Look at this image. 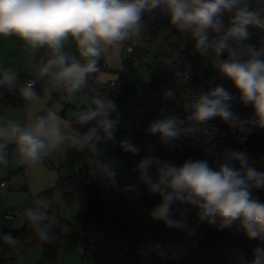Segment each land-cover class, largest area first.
<instances>
[{
  "label": "clouds",
  "instance_id": "1",
  "mask_svg": "<svg viewBox=\"0 0 264 264\" xmlns=\"http://www.w3.org/2000/svg\"><path fill=\"white\" fill-rule=\"evenodd\" d=\"M156 9L186 40L194 42L195 50L211 61L220 77L231 81L239 101L250 105L253 115L242 118L235 113L232 102L237 97L223 85H215L184 98L185 118L162 112L147 131L158 134L160 142L168 146L196 134L189 121L206 125L219 118L234 134L240 133L241 144L255 129H264V36L257 43L250 42L251 29L264 33V0H0V37L14 35L29 49L46 48L49 52L47 59L36 65L37 79L45 83L43 95L37 92L34 81L18 85L12 69L0 71V88L17 87L30 113L25 122L0 115V165L9 164L10 145L20 162L29 166H36L64 146L81 152L87 149L99 157V143L115 140L120 115L115 101L94 95L90 106L76 114L79 124L92 125L79 133L65 131L59 106L47 107V100L53 92L65 99L80 93L90 74L99 71L100 59L118 53L126 42L138 40L144 14ZM70 38L76 44V55L65 50ZM164 97L174 100L175 93L165 90ZM119 143L123 151L140 154L141 149L130 138ZM152 151L149 147L137 164L148 192L160 198L150 217L191 235L188 213L195 210L199 222L217 230L235 228L257 242L251 259L240 253L238 264H264V202L253 194L254 190H264V171L257 167L264 166V156L252 157L247 149L229 146L217 154L215 167L207 159L191 158L177 166L171 159L152 155ZM100 166L115 177L114 171ZM51 206V199L36 198L24 211L37 238L46 243L53 240L55 226ZM0 240L10 248L23 247L10 232L0 233Z\"/></svg>",
  "mask_w": 264,
  "mask_h": 264
},
{
  "label": "rangeland",
  "instance_id": "2",
  "mask_svg": "<svg viewBox=\"0 0 264 264\" xmlns=\"http://www.w3.org/2000/svg\"><path fill=\"white\" fill-rule=\"evenodd\" d=\"M225 22H227V17ZM147 28V21L143 18L141 35L138 40L134 39L124 44L123 58H129L130 55H133L140 45ZM251 31L254 34L256 30L251 29ZM178 43L180 44V49L188 47L190 55H200L195 50L194 42L191 39L186 40L182 34L178 35V33L168 28L163 35L155 38L151 47L142 57L135 56L131 63L124 67L129 78L133 81H141L147 84L168 70L167 76L170 83L168 86H174L176 72L170 73V71H173L172 63L178 57L179 52L172 49V45L176 46ZM65 50L70 54H77L76 44L71 38L66 42ZM35 51L36 49H29L24 41L14 35L0 37L1 70L10 68L17 77L18 74L23 73L25 70L27 75H31ZM203 64L202 72L217 73L211 61L205 56L203 57ZM95 75L96 73L90 74L89 80L93 79ZM85 90L86 87L71 99H65L61 93L54 98L51 95L47 100L46 106H59L60 109H65L67 117L76 119L78 110L91 104L92 97ZM40 94L43 95L44 90ZM66 130L73 131L71 126L69 129L66 128ZM52 154L51 157L54 162H52L53 164L48 162V168L54 172L57 176L56 178L59 176H71L73 172L82 166L88 165L90 173L100 180L102 192L108 197L114 207H120L131 232L138 236L139 242L150 244L157 239L158 233L154 228V220L150 217L147 208L143 204V194L144 190H147V186L140 180L137 170L138 161L143 156L130 155L126 159L118 156L107 162L101 154L96 157L87 149L81 152L67 146L55 150ZM168 159L170 158L165 160ZM171 160L175 163L173 159ZM101 164L107 166L108 171H114L115 177L108 176L107 171L101 168ZM257 167L264 168V166L260 165H257ZM48 168L47 170H49ZM56 178L55 180L53 178V180L47 179L45 181L46 184H44L47 186L43 189L51 188L55 184ZM113 179L115 183H113ZM39 193L38 191L35 193V199L39 198L38 196H43ZM62 193V190L55 189L53 196H43V198L46 197L45 199H51L52 206L50 211L55 218V222L60 223L64 235L59 245L56 264H150L144 259L141 251L127 255L124 253L125 248L112 254L99 251L98 242L105 237V232L100 230L94 223H90L86 227L78 223L77 214L81 211V208L77 198L66 200ZM253 194L257 195V190H254ZM56 197H59V199H56ZM14 208L20 209L21 214L12 219L5 217L3 214L0 217V220H2L0 229L8 227V225L11 228H18L22 225V212L25 209ZM157 222L161 223L160 221ZM159 227L164 233L165 228L161 224ZM191 227L193 229V224H191ZM166 228L176 238H179L180 234L185 233ZM78 242L91 248V251L84 256L79 254L74 248V245ZM7 256L14 259L15 264H47L45 249L41 244L31 245L24 252L14 249Z\"/></svg>",
  "mask_w": 264,
  "mask_h": 264
},
{
  "label": "built area",
  "instance_id": "3",
  "mask_svg": "<svg viewBox=\"0 0 264 264\" xmlns=\"http://www.w3.org/2000/svg\"><path fill=\"white\" fill-rule=\"evenodd\" d=\"M160 13L165 15L161 10ZM264 36L257 30L252 35L250 42L257 43ZM203 57L196 55L191 58H179L176 62L174 77V86H164L162 88L151 90L147 84L141 81H133L129 78L124 67L130 63V57L124 58L123 68L117 71L112 78L104 81H91L86 86V92L93 97L94 95H104L115 101L119 112V124L116 127L115 140L101 141L98 147L101 149V156L105 160L117 156L122 158L133 155L123 151L120 147V141L125 137L137 145L141 151L139 156H144L149 147L153 149L152 155L170 158L175 161L177 166L181 165L186 159L200 160L207 159L209 164L215 167V159L218 153L223 152L226 147L235 149H247L252 157L264 156V129H255L243 144L238 142L240 133H235L219 118L208 121L206 125L195 124L189 121V124L196 127L194 136L181 138L172 145L165 146L160 142L158 134H151L147 131L149 124L161 118V114H177L185 118L188 113L184 108V98L194 97L198 91L203 89L207 91L215 85H223L228 91L237 97L232 102V110L242 118H248L253 115L250 105L242 104L239 99V93L232 86L230 80L222 78L218 73L202 72ZM24 83L29 80L25 72L21 73ZM33 81V80H32ZM171 89L175 93V99H166L165 90ZM12 104L10 97H0V107H6ZM115 115V114H114ZM89 124L81 125L77 121L71 127L79 133H84L91 127ZM71 132V131H70ZM78 176V172L74 173ZM85 184L89 182L88 176L79 177ZM1 185L4 182H0ZM24 211L22 212V214ZM21 214L20 209L8 207L4 210V216L15 218ZM158 237L162 236L161 230L157 228ZM113 234L98 244V250L104 253H116L123 248H129L130 243L127 238H120ZM74 248L79 254L85 255L91 251V248L78 242ZM145 251V247H141ZM146 257V256H145ZM144 259L146 260V258ZM15 260L0 254V264H15Z\"/></svg>",
  "mask_w": 264,
  "mask_h": 264
},
{
  "label": "trees",
  "instance_id": "4",
  "mask_svg": "<svg viewBox=\"0 0 264 264\" xmlns=\"http://www.w3.org/2000/svg\"><path fill=\"white\" fill-rule=\"evenodd\" d=\"M143 18L148 23V29L140 45L133 55L130 56V63L135 56L142 57L151 47L155 38L163 35L168 26L166 15H162L160 9H156L149 14L145 13ZM176 33L178 35L180 34L178 31ZM179 46V43L176 46L172 45V49L177 50L179 54L172 63L173 71H170V73L175 72L177 59H188L196 56L189 54L188 47L186 49H180ZM48 55L49 52L46 48H40L34 59L33 73L31 76H28L35 82V88L38 93H42L45 88V83L43 80L37 79L36 65L42 60L47 59ZM98 67L100 71L102 69L101 63H99ZM167 72L168 70L147 83L148 88L156 90L161 88V86L169 85ZM24 79L20 75L17 84L22 85ZM91 81L93 79L88 80V83ZM59 94V92H53L52 98ZM4 96L10 97L12 104L19 106L25 104V101L18 94L17 87H13L10 90L7 87L0 88V97ZM75 121L76 119H71L72 125L75 124ZM128 157L126 156L124 158L126 159ZM110 160L106 161L109 162ZM258 170L264 171V168H258ZM75 172H78L77 177L74 176ZM75 172L71 176H59L51 188L43 190L39 194L51 197L55 189H60L63 191L62 195L66 200H71L76 197L81 208V211L77 214L78 223L84 227L90 223H94L100 230L105 232V238L100 240L98 244L113 234L120 238H127L130 246L129 248H123L125 255L141 251L143 257L146 256V261L150 264H232L226 255V251L230 247H238L247 258L251 259V250L257 243L256 241L248 240L242 231L235 228L217 230L213 225L199 222L196 219L195 210H191L188 213L193 224V234L182 233L179 238H176L167 231L166 226L161 222V226L165 228L164 233L161 231V237H157L150 244L139 242L138 236L131 232L120 207H114L108 197L102 192L100 180L90 173L89 166L84 165ZM82 175L89 177L87 184L79 178ZM257 192L258 194L255 196H258L264 202V190H257ZM159 199L158 195L144 190L143 204L148 212L159 203ZM50 214L52 215L51 211ZM160 224L154 220V228L156 230L157 228L160 229ZM6 232H10L17 237L22 242L23 247L10 248L0 240V254L7 256L14 249L24 252L31 245L41 244L45 249L47 264H56L59 245L64 237L60 223L55 222V226L51 232L53 240L50 243L42 242L37 238L36 233L27 223L24 213L22 225L18 228L0 231V233ZM142 246L145 247V251L141 250Z\"/></svg>",
  "mask_w": 264,
  "mask_h": 264
},
{
  "label": "crops",
  "instance_id": "5",
  "mask_svg": "<svg viewBox=\"0 0 264 264\" xmlns=\"http://www.w3.org/2000/svg\"><path fill=\"white\" fill-rule=\"evenodd\" d=\"M166 19L168 22L167 16ZM168 28H170V30L175 33L177 32V30L174 27H172L169 23L167 29ZM39 50L40 48L36 49L35 51L36 53L34 54V59L36 54L39 52ZM123 52H124V45L121 46L118 53L108 54L102 57L99 61V63H101L102 69L96 73L93 80L95 81L108 80L109 78H112L117 71L121 70L123 68L122 62L124 59ZM34 59H33V68H34ZM0 71H2L1 68ZM20 75L21 74H18L17 80L20 77ZM31 75H27V76H31ZM65 112H66L65 109H60L59 114L64 122L65 130H66V128L69 129L71 126V118L67 117L65 115ZM0 115H6L11 119H15L20 122H25L28 119L30 113L27 110V104L25 102L23 106L11 104L6 107H0ZM66 131L70 132L68 130ZM51 155H53L52 152L41 163L37 164L36 166H29L27 164L21 163L19 156L15 152L14 146L12 145L9 146V164L7 166L0 165V182H4L3 185L0 184V217L3 216L4 210L8 207H20L23 209H27L31 207L35 200V193L37 191L42 192L43 190H46L43 189L45 186H47L44 185L46 184L45 181H47V179L51 180L52 178L55 180L57 176L54 174V172L50 170V168H48V164H49L48 162L50 163L54 162ZM47 168L49 170H47ZM38 197L43 198V196H38ZM1 223L2 220H0V227H1ZM9 226L10 225H8V227H3L2 229H0V231L14 229ZM240 253L243 252L238 247H230L226 251V255L229 258V260L232 262V264H238L237 256Z\"/></svg>",
  "mask_w": 264,
  "mask_h": 264
}]
</instances>
